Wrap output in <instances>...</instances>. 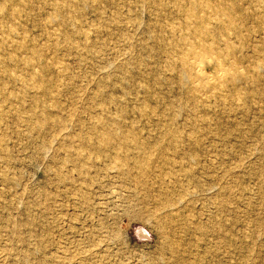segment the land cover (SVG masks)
I'll list each match as a JSON object with an SVG mask.
<instances>
[{"label":"rangeland","instance_id":"rangeland-1","mask_svg":"<svg viewBox=\"0 0 264 264\" xmlns=\"http://www.w3.org/2000/svg\"><path fill=\"white\" fill-rule=\"evenodd\" d=\"M205 1L0 0V264H264V0Z\"/></svg>","mask_w":264,"mask_h":264},{"label":"bare ground","instance_id":"bare-ground-1","mask_svg":"<svg viewBox=\"0 0 264 264\" xmlns=\"http://www.w3.org/2000/svg\"><path fill=\"white\" fill-rule=\"evenodd\" d=\"M216 1V0H215ZM207 1L205 0H200L199 4L201 5L202 3H205ZM230 2V1H229ZM213 4V3H212ZM227 4V3H226ZM238 4L239 8H236L234 10H239L240 9V6L241 4H239L238 2L236 3ZM192 5V4H191ZM190 5V6H191ZM222 5V4H221ZM228 6V5H227ZM200 8V6H199ZM215 8V6H214ZM221 8V7H220ZM198 9V6L197 4H195L194 6H192V8L190 10H193L194 12H196ZM189 10V11H190ZM226 10V8L224 9V11ZM221 12V11H220ZM223 12V11H222ZM188 13V12H187ZM203 14V13H202ZM200 13V15L197 17V19L199 20V23H198V29L199 31L203 28V25H204V19L202 18L203 16ZM218 14V12H217ZM223 14V13H222ZM228 14V13H227ZM230 14V13H229ZM189 15V14H188ZM198 15V14H197ZM62 16V14H61ZM60 16V17H61ZM191 16V15H189ZM188 16V17H189ZM222 16V15H221ZM224 16V15H223ZM227 16V15H226ZM229 16V15H228ZM220 17V16H219ZM218 18V17H217ZM224 18V17H223ZM222 18V19H223ZM227 18V17H226ZM201 32V31H200ZM203 34V33H202ZM201 34V35H202ZM185 39V38H183ZM196 41L198 43H201L203 42L201 37L197 36V38H195ZM194 40V39H193ZM190 42V41H189ZM192 42V41H191ZM187 44V43H186ZM23 46V45H22ZM184 46V45H183ZM186 46V45H185ZM180 47V46H179ZM32 48V47H31ZM184 49V48H183ZM227 51L225 53H220L219 50L215 49L214 48V45H206V44H202V45H188L187 47V51L184 52L183 50V56H184V59H183V56L181 59L185 60L186 61L188 60L189 62V66H185L183 67L182 69L180 68H177L180 71V75H179V80L181 81H184V79H187L189 78L190 76H198L197 78H200V81L203 82L204 84H212V85H215L216 83L220 82V83H225L227 81V78L228 77H224V76H227V75H230L232 79H237L236 75L240 73L241 71V67L238 66V63L235 62L234 60H232L229 56L228 53L231 54V50H230V47H227L226 48ZM232 55V54H231ZM181 56V55H180ZM17 57V56H16ZM32 58V57H31ZM235 58V57H234ZM34 60V59H33ZM32 61V59L30 60ZM206 64H210L214 70V73L212 74H209V73H206L207 71H205V65ZM176 65V64H175ZM187 65V64H185ZM169 68V66H168ZM171 68V67H170ZM169 68V69H170ZM189 68V69H188ZM207 68V67H206ZM36 71V70H35ZM34 71V72H35ZM246 72V71H245ZM178 73V72H177ZM242 73V72H241ZM248 74V73H247ZM39 75V74H38ZM241 75V74H240ZM246 74H242L241 76H245ZM197 78L194 80L196 81ZM247 78V77H246ZM190 79V78H189ZM230 80V78L228 79ZM232 82V80H230ZM180 82V81H179ZM198 82V81H197ZM228 82V81H227ZM182 83V82H181ZM190 84H193V83H190ZM189 84V85H190ZM184 85V84H182ZM196 85V84H195ZM200 85H198V88H199ZM204 86V85H203ZM202 86V87H203ZM216 86V85H215ZM220 86V85H219ZM195 87V86H194ZM197 87V86H196ZM201 87V86H200ZM218 87V86H217ZM216 87V88H217ZM184 88V86L182 87ZM208 88V87H207ZM215 89V88H214ZM213 89V90H214ZM193 90V89H192ZM191 90V91H192ZM195 92V91H194ZM225 92V91H224Z\"/></svg>","mask_w":264,"mask_h":264}]
</instances>
